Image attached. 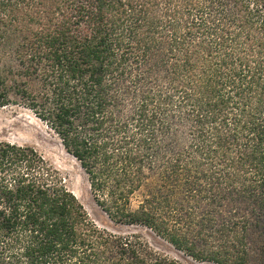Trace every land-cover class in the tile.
<instances>
[{"label":"trees","instance_id":"trees-1","mask_svg":"<svg viewBox=\"0 0 264 264\" xmlns=\"http://www.w3.org/2000/svg\"><path fill=\"white\" fill-rule=\"evenodd\" d=\"M6 107L58 137L112 222L264 264V0H0ZM0 264L182 263L99 230L33 148L0 143Z\"/></svg>","mask_w":264,"mask_h":264},{"label":"rangeland","instance_id":"rangeland-1","mask_svg":"<svg viewBox=\"0 0 264 264\" xmlns=\"http://www.w3.org/2000/svg\"><path fill=\"white\" fill-rule=\"evenodd\" d=\"M0 143L33 148L59 174L66 188L82 205L89 221L99 230L120 237H136L157 254L182 264H211L193 261L148 228L112 222L95 204L87 178L82 169L78 168L79 164L69 158L58 137L29 110L22 107L0 108ZM139 200L141 193L132 197V207H135Z\"/></svg>","mask_w":264,"mask_h":264},{"label":"bare ground","instance_id":"bare-ground-1","mask_svg":"<svg viewBox=\"0 0 264 264\" xmlns=\"http://www.w3.org/2000/svg\"><path fill=\"white\" fill-rule=\"evenodd\" d=\"M68 155V154H67ZM69 156V158H71L73 161H76V159L75 158H73L72 156H70V155H68ZM77 162V161H76ZM79 164V163H78ZM77 164V165H78ZM78 168L81 170V168H80V166L78 165Z\"/></svg>","mask_w":264,"mask_h":264}]
</instances>
